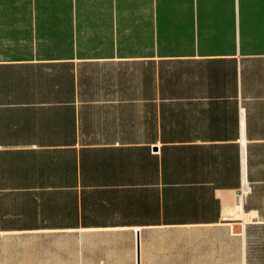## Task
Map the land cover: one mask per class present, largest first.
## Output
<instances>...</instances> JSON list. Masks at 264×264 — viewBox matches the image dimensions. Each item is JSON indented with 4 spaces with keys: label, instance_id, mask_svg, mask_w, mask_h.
Masks as SVG:
<instances>
[{
    "label": "crops",
    "instance_id": "crops-1",
    "mask_svg": "<svg viewBox=\"0 0 264 264\" xmlns=\"http://www.w3.org/2000/svg\"><path fill=\"white\" fill-rule=\"evenodd\" d=\"M0 264H264V0H0Z\"/></svg>",
    "mask_w": 264,
    "mask_h": 264
},
{
    "label": "built area",
    "instance_id": "built-area-1",
    "mask_svg": "<svg viewBox=\"0 0 264 264\" xmlns=\"http://www.w3.org/2000/svg\"><path fill=\"white\" fill-rule=\"evenodd\" d=\"M249 192H250L249 187L246 184H244L239 188V193H240L239 197L247 196L248 194H250Z\"/></svg>",
    "mask_w": 264,
    "mask_h": 264
}]
</instances>
